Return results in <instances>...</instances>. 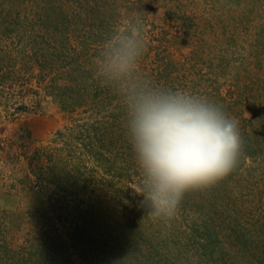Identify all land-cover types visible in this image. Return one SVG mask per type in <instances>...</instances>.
I'll use <instances>...</instances> for the list:
<instances>
[{"label": "trees", "instance_id": "16d2710c", "mask_svg": "<svg viewBox=\"0 0 264 264\" xmlns=\"http://www.w3.org/2000/svg\"><path fill=\"white\" fill-rule=\"evenodd\" d=\"M125 1L0 0V36L6 31L9 38L6 49L0 43V85L34 74L71 120L55 132L54 147L36 148L29 161L41 180L36 186L50 188L46 205L26 212L50 225L32 231L18 247L0 234V264H75L66 245L77 252L80 264H264V0H223L226 18H204L213 33L227 24L230 35L245 32V57L217 55L198 45L188 50L192 63L186 72L184 61L170 50L146 47L140 75L160 86L206 94L237 121L242 139L238 164L229 175L184 195L178 213L188 216L189 224L180 229L171 222L164 230L145 223L149 216L134 193L141 177L125 128L119 81L100 70L105 40L112 29L128 23L121 22L123 12H142L155 0H138V7L134 0L132 5ZM186 4L165 5L166 14L180 23L173 44H188L197 24L183 9ZM231 39L226 44L235 49ZM25 57L26 66L20 62ZM226 81L236 88L234 97L221 92ZM242 187L253 195L239 192ZM196 194L197 200L187 199ZM7 214L12 223L25 217L16 210ZM59 226L67 229L66 240ZM177 254L182 255L178 260Z\"/></svg>", "mask_w": 264, "mask_h": 264}, {"label": "clouds", "instance_id": "9594fccd", "mask_svg": "<svg viewBox=\"0 0 264 264\" xmlns=\"http://www.w3.org/2000/svg\"><path fill=\"white\" fill-rule=\"evenodd\" d=\"M136 18L105 40L101 73L119 81L124 123L141 182L147 215L173 218L184 195L229 175L242 152L235 119L206 94L164 87L139 74L146 51Z\"/></svg>", "mask_w": 264, "mask_h": 264}, {"label": "rangeland", "instance_id": "374dc122", "mask_svg": "<svg viewBox=\"0 0 264 264\" xmlns=\"http://www.w3.org/2000/svg\"><path fill=\"white\" fill-rule=\"evenodd\" d=\"M131 1L126 0L125 2L132 5ZM173 1L176 0H155L153 5L144 6L142 12H136L133 9L124 11L120 7L121 12L124 11L121 22H129L130 18L132 20L138 18L142 22L143 36L147 46L151 47L153 52L157 51L158 47L170 50L175 59L184 61L186 72L192 63L188 50L193 47L196 48L198 45L211 48L210 52H215L217 55L218 53H233L230 58L245 57L243 53L247 49L249 40L245 32L237 30L239 35H230L232 28L227 24L226 28L219 27V25V28L217 27L213 33L211 28L204 25V18L213 21L212 15L219 14L224 18L227 17L228 10L224 6H220V4L225 3L223 0H182L187 3L183 9L188 15L195 17L197 24L191 31V39L190 42H187L188 44H173L172 38L179 33L180 23L165 12V5ZM132 2L135 3L134 7L140 6L138 0ZM212 25L214 26V23ZM229 37L233 38L230 41L234 40L232 45L235 49H228L226 43H229L227 41ZM8 40L5 31L0 36V43L4 49H6ZM20 62L25 66L30 64L29 61H26V57ZM198 68H194L193 72H196ZM240 71L242 72V70ZM231 81L236 82L232 78ZM40 82L38 77L32 74L29 80L18 79L15 82L6 80V84L0 85V234L14 247L25 244L26 238L30 237L32 231H36V229L40 231L42 227L50 225L49 220L43 217L28 216L26 212V210L41 208L46 205V191L50 188L45 185L36 186L39 181L30 171L29 161L36 148L53 146L52 139L55 132L68 126L71 121L69 115L61 110L49 95L45 94ZM226 82L222 85L221 92L227 97H234L236 88L230 85L229 81ZM22 102L27 105V109H15L16 104ZM248 114L249 112L245 110L244 116ZM31 185H35L32 191L29 189ZM137 187L134 188L136 192L139 191ZM261 189L264 190L263 187ZM239 192L247 194V197L253 195L248 187H242ZM247 197L242 196V198ZM196 198L197 194L196 196H189L187 199L195 201ZM14 210L23 213L22 216L25 215V217L13 220V223L12 221L8 222L9 215L7 212ZM171 222L182 229L189 224L190 220L188 216L180 215L178 211L171 219L153 218L151 216L145 219L146 224H153L155 228L159 226L162 230H164L165 225L169 226ZM59 229L61 236H63V238L61 237L62 240H66L67 229L63 226H59ZM184 236L185 234H181L178 238H184ZM66 246L68 248L66 254L72 258L75 264H80L81 260L77 252L72 246ZM177 256L178 260L182 255L177 254ZM177 260L175 262H178Z\"/></svg>", "mask_w": 264, "mask_h": 264}]
</instances>
